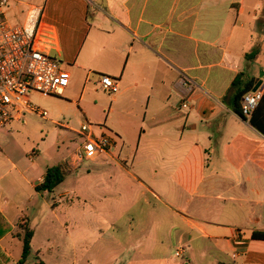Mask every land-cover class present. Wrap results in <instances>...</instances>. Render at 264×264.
<instances>
[{
	"label": "crops",
	"instance_id": "1",
	"mask_svg": "<svg viewBox=\"0 0 264 264\" xmlns=\"http://www.w3.org/2000/svg\"><path fill=\"white\" fill-rule=\"evenodd\" d=\"M48 1L43 23L52 31V56L71 75L53 100L117 145L86 168L70 167L71 144L47 169L39 156L22 168L0 153V170L11 167L0 174V264H21L23 224L34 231L33 245L25 211L40 197L52 209L47 229L58 218L72 239L73 264H118V255L124 264H264V239L253 237L264 233V134L251 123L264 128V96L247 120L231 91L241 74L264 90V0ZM254 50L259 55L247 59ZM104 75L119 83L118 93L102 89ZM91 93L101 96L95 109ZM52 167L66 168L64 182L37 191ZM70 178L76 187L48 202ZM87 203L97 233L119 250L114 258L81 253L70 214Z\"/></svg>",
	"mask_w": 264,
	"mask_h": 264
},
{
	"label": "rangeland",
	"instance_id": "2",
	"mask_svg": "<svg viewBox=\"0 0 264 264\" xmlns=\"http://www.w3.org/2000/svg\"><path fill=\"white\" fill-rule=\"evenodd\" d=\"M24 5L19 3H11L5 9V15L8 21L13 24H20L24 21L25 15L29 5L43 6L45 5L44 15L50 13L52 3L47 0H21ZM46 16L43 17V19ZM103 97L108 94L101 93ZM100 97L90 94L88 101L95 109V104L100 103ZM32 102L40 107L42 110L49 112V117L44 119L37 114H27L25 123L13 122L11 125L6 127H0V153L7 154L13 161L20 163L22 168H27L33 165L31 158L39 156L37 159L39 167L47 169L48 166L57 165L63 156L66 155L67 145L71 144L72 150H76L80 145L83 144L84 138L75 134L71 128L75 130H81L83 124H88L85 119L81 120V123L72 120L71 116H74L73 110H66L53 100V97H44L40 94L33 93L31 95ZM61 112H64L69 117L64 115L59 116ZM93 124H98L104 128L103 123L99 121H92ZM95 131H97V125H93ZM76 135V136H75ZM59 151L62 152L57 159L51 160L50 155L53 156ZM8 164V163H6ZM91 166L92 162H86L83 167ZM82 167V168H83ZM10 165H6L5 169L0 170V174L10 170ZM86 171V170H85ZM17 172H13L15 174ZM86 173V172H85ZM73 179H76L73 177ZM11 175H9L3 182H10ZM2 182V184H3ZM85 185H81V189L88 186L86 180ZM76 184V180L66 182L63 186L58 188L54 194H51L46 200L52 202V197L60 199V195L67 188H71L72 185ZM76 187V185H75ZM88 201L89 198L87 197ZM43 200V199H42ZM38 204L30 205L26 214L31 219V224L36 231V237L32 245V254L27 263L25 264H73L74 262V248L72 239L68 234H65L62 229V224L58 218H53L54 224H51V229H47L48 225L43 221L44 218L48 217V214L52 209L47 208L42 204L41 197L37 200ZM90 202V201H89ZM90 203L86 205L80 204L75 207V211L70 214L71 217H75L77 224L79 225L76 229V239L78 243L82 245L81 253L94 259H102L103 261L109 260L117 256V252L112 245H107V242L102 239L103 234L97 233L96 222L92 218V213L89 210ZM102 228L105 229V225L102 222ZM99 225V224H98ZM50 240V241H48ZM22 248V243L20 244ZM41 252V258L37 255ZM112 252V253H110ZM80 253V255H81ZM21 254V253H20ZM21 255H18L20 257ZM117 260H120L118 264H124L125 260L122 255H118ZM182 260V258H180ZM114 263L111 264H115ZM185 263V262H183ZM10 264H13L10 263ZM95 264V263H94Z\"/></svg>",
	"mask_w": 264,
	"mask_h": 264
},
{
	"label": "built area",
	"instance_id": "3",
	"mask_svg": "<svg viewBox=\"0 0 264 264\" xmlns=\"http://www.w3.org/2000/svg\"><path fill=\"white\" fill-rule=\"evenodd\" d=\"M11 3L24 5L21 0H0V127L13 122L25 123L27 114L35 113L47 119L48 111L36 106L31 95L62 97L71 81L70 73L52 56V31L43 23L45 5H29L24 21L13 25L5 15ZM100 85L111 94L120 90L119 83L110 76H102ZM263 96L264 90L259 87L242 98L245 119H251ZM182 107L188 108L187 101ZM79 134L84 142L71 156L70 167L111 154L116 148L113 136L97 135L90 123L83 124ZM176 256L185 259L182 249L177 250Z\"/></svg>",
	"mask_w": 264,
	"mask_h": 264
},
{
	"label": "trees",
	"instance_id": "4",
	"mask_svg": "<svg viewBox=\"0 0 264 264\" xmlns=\"http://www.w3.org/2000/svg\"><path fill=\"white\" fill-rule=\"evenodd\" d=\"M260 53V50H254L252 53L246 55L247 59H255ZM256 81L253 78L245 75H239L233 82L231 91L234 94L235 111L242 115L241 111V100L248 93L252 92L255 88ZM254 127H257L263 134L264 128L257 125L254 119L251 120ZM66 178V168L63 167H52L47 171L44 181L36 186V190L39 192H53ZM23 234L20 238L23 241V254L20 263H25L31 255L32 251V240L34 238V231L30 229L26 224L22 225ZM253 237L255 239H264V233L255 232Z\"/></svg>",
	"mask_w": 264,
	"mask_h": 264
},
{
	"label": "water",
	"instance_id": "5",
	"mask_svg": "<svg viewBox=\"0 0 264 264\" xmlns=\"http://www.w3.org/2000/svg\"><path fill=\"white\" fill-rule=\"evenodd\" d=\"M259 86H260V85H258V86L254 89V91H256V90L259 88Z\"/></svg>",
	"mask_w": 264,
	"mask_h": 264
}]
</instances>
